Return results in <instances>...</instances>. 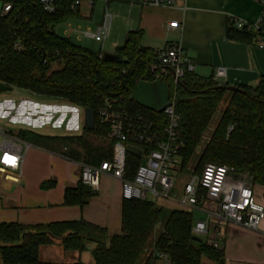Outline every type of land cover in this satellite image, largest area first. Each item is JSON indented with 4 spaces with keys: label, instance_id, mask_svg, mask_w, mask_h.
<instances>
[{
    "label": "trees",
    "instance_id": "1",
    "mask_svg": "<svg viewBox=\"0 0 264 264\" xmlns=\"http://www.w3.org/2000/svg\"><path fill=\"white\" fill-rule=\"evenodd\" d=\"M71 1L58 0L57 12L47 15L36 2L17 0L11 12L0 17V84L91 109L94 114L106 100H114L131 114L154 119L162 129L166 125L162 113L150 112L131 99L139 83L154 82V51L142 47L139 34L131 33L112 54L116 59L108 60L58 36L54 29L76 15L69 9ZM259 28V31L238 29L230 20L226 37L251 42L262 37L264 18ZM15 44L21 50H16ZM163 82L169 95L174 96V109L180 118L178 136L183 147L179 171L186 169L200 148L194 175L199 176L207 164L226 166L233 169L234 176L250 178L252 186L264 187V79L255 87L234 90L213 78L197 77L193 72H186L177 84L170 74ZM226 94L217 126L201 148V137ZM228 127L232 128L229 133ZM83 133L86 135L46 136L20 130L16 137L37 146L55 145L64 157L79 161L84 153L89 154L86 136L105 139L108 128L95 117L94 130L83 127ZM109 142L111 152L104 161L111 158L112 142ZM140 161L138 154L127 152L126 178L131 179ZM93 195L94 191L79 181L75 189L65 190L62 205L82 207ZM193 224L191 213L167 210L147 200L123 199L120 233L110 237L103 228L82 220L33 226L2 223L0 264H39V249L53 241H59L64 252L78 253L85 251L86 243H94V264H158L159 254H165L170 264H201L203 258L219 260L218 250L193 239Z\"/></svg>",
    "mask_w": 264,
    "mask_h": 264
},
{
    "label": "crops",
    "instance_id": "2",
    "mask_svg": "<svg viewBox=\"0 0 264 264\" xmlns=\"http://www.w3.org/2000/svg\"><path fill=\"white\" fill-rule=\"evenodd\" d=\"M97 2L104 5L101 0ZM111 3L121 7L120 11L126 10L125 38L131 33L139 34L140 45L143 43L141 46L151 49L154 54L166 45H179L193 63V73L197 77L213 78L216 68H224L226 78L222 84L228 88L255 87L264 79V49L258 46L261 39L242 42L226 37L230 20L252 25L259 23L264 18V0H182L171 8ZM92 12L93 9L89 21H92ZM171 21L178 22V29L167 30L166 25ZM22 101H26V105L51 108L53 115L47 116L51 118L50 122L56 121L55 127L63 123L66 114L70 117L75 114L74 128L64 127L66 133L46 136H76L68 133L76 129L75 110L43 101L38 104ZM34 114V117L39 115L36 110ZM41 126L46 127L43 123L37 127L24 123L18 131L43 135L37 131ZM87 141L89 154L84 153L79 161L64 157L55 145L43 147L25 142L20 171L0 167V224L33 226L82 220L103 228L108 237L119 234L122 198L118 180L102 175L87 204L82 207L62 205L65 190L75 189L79 184L81 166H98L111 152L109 141L99 138H87ZM252 191L254 200L264 208V187L254 185ZM180 197L181 191L174 198ZM156 205L167 210H182L171 202ZM205 208L206 205L201 204L200 211L192 213L194 221L205 219ZM212 237L221 258L217 261L203 258L201 264H264V218L257 231L227 223L197 238L208 243ZM85 247L82 253L64 252L59 241H53L39 249V264H94L92 251L95 244L88 242Z\"/></svg>",
    "mask_w": 264,
    "mask_h": 264
},
{
    "label": "built area",
    "instance_id": "3",
    "mask_svg": "<svg viewBox=\"0 0 264 264\" xmlns=\"http://www.w3.org/2000/svg\"><path fill=\"white\" fill-rule=\"evenodd\" d=\"M17 0H4L0 17L7 16ZM36 2L47 15H54L58 9V0H32ZM99 0H72L69 9L76 13L73 18L90 20L91 11ZM105 10L100 22L94 29L89 27L81 31L80 26L72 28L68 21L66 33L77 34L76 38L90 39L97 43H104L109 35L112 16L106 6L110 2L126 3L154 8H171L182 0H101ZM83 6L86 13L80 12ZM236 28L259 31V23L252 25L241 21H234ZM167 30L178 29V22L171 21L166 25ZM258 46L264 49V31ZM16 50H21L15 44ZM156 66L154 81H164L170 74L174 84H177L186 72H193L194 65L186 57L179 45L169 44L155 52ZM226 78L224 68H216L213 80L222 84ZM174 96L169 97L170 105L161 112L166 119V125L159 129L154 119L145 115H134L118 106L114 100H106L96 111L95 117L100 125L108 128L107 137L112 142L111 158L102 161L98 166L82 165L79 181L91 190H96L99 178L107 175L121 184V198L123 200L150 201L154 204L171 202L182 211L193 213L200 211L201 204L206 205L205 219L194 221L191 233L195 237L209 234V230L223 224H234L241 228L257 231L264 218V208L254 200L250 178L246 175L234 176L233 169L226 166L207 164L199 176L192 175L182 190L181 197L170 196L174 180L172 174L179 171V153L183 147L178 136L180 118L174 109ZM231 127L227 128L229 133ZM0 167L6 170L20 171L23 161L22 142L16 138L6 136L0 128ZM127 147L140 150V163L130 178L125 176ZM208 244L215 247L213 237ZM158 264H170L165 254H159Z\"/></svg>",
    "mask_w": 264,
    "mask_h": 264
},
{
    "label": "rangeland",
    "instance_id": "4",
    "mask_svg": "<svg viewBox=\"0 0 264 264\" xmlns=\"http://www.w3.org/2000/svg\"><path fill=\"white\" fill-rule=\"evenodd\" d=\"M4 3V0H0V12L2 5ZM111 3V2H110ZM105 10V5L101 2H96L93 7L92 12V21L84 20V19H70L69 24L72 28H76L77 26H80L81 31L86 30L87 27L94 29L95 26H93L95 23H99V19H101L102 14ZM107 12L112 16V24H111V30L110 35L108 39L104 43H97L90 39H77L76 35H68L66 33L67 26L65 24L59 25L54 29V32L63 38H68L70 41H72L75 45L78 47L88 51L91 54L94 55H104V54H114L117 47H121L125 40V29H124V23L126 22V10L120 11L121 7L115 6L111 4H108L106 6ZM80 11L83 13L85 12V8L83 6L80 7ZM94 23V24H93ZM97 25V24H96ZM143 46L144 44L141 43ZM228 95L224 97V100L216 110V112L212 115L209 125L205 132L203 133L201 140H200V147L203 148L204 145L210 140L217 123L219 121L221 111L226 103ZM22 99L31 101L33 103H39L41 101L47 102V103H54L58 107H67L70 109H73L77 112L76 114V129L73 131L68 132L69 134H73L76 136H85L86 134L83 133V127H84V109L80 106L62 101V100H56L51 98H44V97H38L35 95H32L28 92H25L23 90L19 89H10L8 91L0 92V128L5 131L6 136L16 138L17 131L20 127V125L28 124L32 127H37L39 124H44L46 127H40L38 128V132L43 135H54V134H61L66 133L63 129L64 127H75L74 122V116H71L69 114L65 115V118L63 120V123H61L59 126L55 127V120L53 119L51 122V118L48 117L52 114V110L49 107H35L33 105H26V101H22ZM35 110L39 115L37 117H34ZM25 111L27 113H25ZM48 115V116H47ZM57 115V114H56ZM41 119H39V118ZM49 119V121H47ZM69 119V120H68ZM68 120V121H67ZM67 122V123H66ZM88 139L95 140L96 137L94 136H86ZM2 140V137H0V142ZM19 140V139H18ZM106 141H109L107 135L105 137ZM22 142V141H21ZM26 143L22 142V148H25ZM201 149L198 148L191 157L189 163L187 164V167L182 172L178 171L175 174L173 173V188L170 191V196L177 197L180 195V191L182 190L184 184L189 181L190 177L194 175L195 166L197 164V160L199 159ZM203 169V167H202ZM199 171V170H198ZM197 171V172H198Z\"/></svg>",
    "mask_w": 264,
    "mask_h": 264
},
{
    "label": "water",
    "instance_id": "5",
    "mask_svg": "<svg viewBox=\"0 0 264 264\" xmlns=\"http://www.w3.org/2000/svg\"><path fill=\"white\" fill-rule=\"evenodd\" d=\"M104 59L115 60L116 57L111 54H105ZM155 71L153 70L152 73ZM229 90H234L235 88H228ZM10 90L9 87L0 84V92ZM169 90L166 84L157 80L153 83L145 84L139 83L138 86L131 94V99L138 106L153 112L155 114L161 113L165 107L170 105L169 100ZM84 127L88 131H92L95 128V114L91 109L84 110ZM127 152L134 154H140V150L134 147H127ZM53 238L51 235H49ZM195 241H200L199 238L194 237Z\"/></svg>",
    "mask_w": 264,
    "mask_h": 264
}]
</instances>
